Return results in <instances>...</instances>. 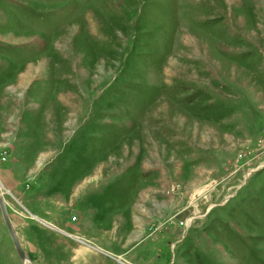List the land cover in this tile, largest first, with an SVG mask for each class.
Listing matches in <instances>:
<instances>
[{"label":"rangeland","instance_id":"374dc122","mask_svg":"<svg viewBox=\"0 0 264 264\" xmlns=\"http://www.w3.org/2000/svg\"><path fill=\"white\" fill-rule=\"evenodd\" d=\"M0 194L29 264H264V0H0Z\"/></svg>","mask_w":264,"mask_h":264},{"label":"crops","instance_id":"0c3cea01","mask_svg":"<svg viewBox=\"0 0 264 264\" xmlns=\"http://www.w3.org/2000/svg\"><path fill=\"white\" fill-rule=\"evenodd\" d=\"M38 264H123L118 257L92 243L79 242L65 249L46 248Z\"/></svg>","mask_w":264,"mask_h":264},{"label":"water","instance_id":"95a60500","mask_svg":"<svg viewBox=\"0 0 264 264\" xmlns=\"http://www.w3.org/2000/svg\"><path fill=\"white\" fill-rule=\"evenodd\" d=\"M0 212H1V216L4 222V225L6 227V230L9 234V237L12 241V244L14 246V249L17 253V256L19 258L20 264H25V262L30 263V260L27 256V254L23 251L19 240L15 234V231L13 229V226L11 224V221L7 215V211H6V207H5V203L0 195ZM187 216V213H182L181 215L178 216V218L182 221L185 217Z\"/></svg>","mask_w":264,"mask_h":264},{"label":"bare ground","instance_id":"6f19581e","mask_svg":"<svg viewBox=\"0 0 264 264\" xmlns=\"http://www.w3.org/2000/svg\"><path fill=\"white\" fill-rule=\"evenodd\" d=\"M0 195H1V194H0ZM25 264H29V263L25 262Z\"/></svg>","mask_w":264,"mask_h":264}]
</instances>
